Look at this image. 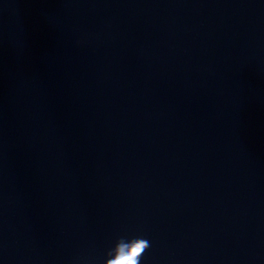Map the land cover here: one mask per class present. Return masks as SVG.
Here are the masks:
<instances>
[{"label":"water","instance_id":"water-1","mask_svg":"<svg viewBox=\"0 0 264 264\" xmlns=\"http://www.w3.org/2000/svg\"><path fill=\"white\" fill-rule=\"evenodd\" d=\"M121 238L264 264V0H0V264Z\"/></svg>","mask_w":264,"mask_h":264},{"label":"clouds","instance_id":"clouds-1","mask_svg":"<svg viewBox=\"0 0 264 264\" xmlns=\"http://www.w3.org/2000/svg\"><path fill=\"white\" fill-rule=\"evenodd\" d=\"M149 246L148 240L144 238L128 241L121 238L114 249L108 252L110 258L106 259L105 264H140L141 257Z\"/></svg>","mask_w":264,"mask_h":264}]
</instances>
